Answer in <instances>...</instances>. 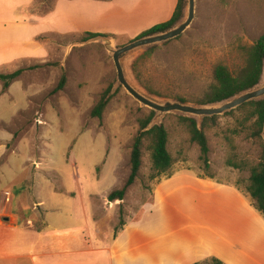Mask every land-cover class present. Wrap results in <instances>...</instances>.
Here are the masks:
<instances>
[{
    "label": "rangeland",
    "instance_id": "374dc122",
    "mask_svg": "<svg viewBox=\"0 0 264 264\" xmlns=\"http://www.w3.org/2000/svg\"><path fill=\"white\" fill-rule=\"evenodd\" d=\"M92 1H83L88 8L74 5L66 15L57 14L51 20L72 17L74 23L122 31L116 36L102 33L121 46L168 20L176 4V0ZM25 2L30 4L23 6ZM53 2L0 0V21H8L0 22V42L11 43V20L44 17L52 11ZM263 33L264 0H195L189 27L173 39L127 56V74L160 99L201 104L198 100L214 83V66L223 64L237 73L246 65L247 49ZM89 38L79 32L49 33L41 41L48 52L44 58L0 64L4 73L24 68L9 91V87L2 91L0 83V215L24 220L30 208L37 210V195L47 207H55L52 221L78 226L90 219L92 198L94 217L104 215V225L114 231L120 220L127 223L149 210L154 196L158 226L168 220L169 228L191 232L195 228L186 226L200 221L229 229L239 224L248 227L249 244L260 240L264 215L252 205L246 189L262 149L242 108L215 115L203 128L208 169L200 158V147L190 139L187 123L180 120L183 115L165 113L160 123L168 131L171 167L151 179L150 151L145 147L138 177L123 199H107L128 178L138 119L150 109L122 86L112 91L116 70L111 55L101 42L85 43ZM140 56L136 78L134 62ZM107 87L109 100L102 115L92 117L91 109ZM42 213L40 209V214L29 217L35 228L44 224ZM200 264L212 262L206 258Z\"/></svg>",
    "mask_w": 264,
    "mask_h": 264
},
{
    "label": "crops",
    "instance_id": "0c3cea01",
    "mask_svg": "<svg viewBox=\"0 0 264 264\" xmlns=\"http://www.w3.org/2000/svg\"><path fill=\"white\" fill-rule=\"evenodd\" d=\"M83 1L86 0H54L52 11L44 17L11 20L8 29L13 38L8 44L0 42V64L47 56L42 40L36 39L39 35L92 32L116 36L124 33L101 24L74 23L72 17L63 21L51 20L57 14L66 15L74 5L88 8ZM28 2L23 6L30 4ZM35 197L38 199L37 210L28 208L30 213H26L24 220L13 221L8 215H0V264H200L206 258L211 261L212 257L222 259L225 264H264V231L260 240L258 237L249 244L248 227H239V224L229 229L200 221L186 226L195 228L191 232H181L186 231L184 227L182 230L169 228L168 220L158 226L160 222L153 216L156 209L154 196L150 209L124 223L115 235L110 225H104V215L94 217L92 198L90 219L85 217L88 221L76 226L52 221L50 215L55 207H47L43 199ZM40 209L44 224L38 229L29 217L40 214Z\"/></svg>",
    "mask_w": 264,
    "mask_h": 264
},
{
    "label": "trees",
    "instance_id": "16d2710c",
    "mask_svg": "<svg viewBox=\"0 0 264 264\" xmlns=\"http://www.w3.org/2000/svg\"><path fill=\"white\" fill-rule=\"evenodd\" d=\"M184 0H176L175 8L170 18L164 22L157 23L148 29L142 31L137 37L162 31L170 28L182 15ZM87 37L98 35V33L85 32ZM45 36H37V40H42ZM153 49V48H152ZM140 56L134 62L135 66ZM264 65V33L261 34L255 43H253L247 49V60L245 67L241 68L237 73H232L227 66L223 64H216L213 68L214 83L211 85L209 91L198 100L201 104L214 103L224 99H227L243 90L249 89L258 83L262 67ZM24 68H18L12 72L4 73L0 72V83L2 85V91H5L12 81H14ZM136 78H139V74L136 71ZM64 78H62L58 89L62 87ZM110 91V87L102 93L100 99L91 109L92 117H101L102 112L109 100L107 97ZM181 102H185L182 98H177ZM245 110V120H251L252 133L261 142V154L259 162L251 168L249 176V185L247 186V193L249 194L252 205L264 215V143L261 141V131L264 124V99L257 101H248L240 105L237 109ZM154 115L153 110H149L147 114L138 119V131L134 136L131 143L129 166L130 171L128 178L124 185L112 190L108 193L107 199L110 201L123 199L127 188L134 183L138 177L139 170L143 164L144 148L150 151V174L151 179L156 178L160 174L165 173L172 165L173 159L168 151V131L161 125H154L149 130H144ZM217 116L205 117L203 119L202 128H198L196 121L193 118L180 116V120L187 123V129L190 134L191 141L195 142L200 147V158L203 162L204 168H209L208 160V144L207 138L203 131L207 121H214ZM147 141V146H146ZM120 226L114 228L113 235L116 234L118 228L124 224L119 221ZM212 264H225L221 259L217 257L211 258ZM192 264H198L197 262Z\"/></svg>",
    "mask_w": 264,
    "mask_h": 264
},
{
    "label": "water",
    "instance_id": "95a60500",
    "mask_svg": "<svg viewBox=\"0 0 264 264\" xmlns=\"http://www.w3.org/2000/svg\"><path fill=\"white\" fill-rule=\"evenodd\" d=\"M194 16L195 0H185L181 17L166 30L136 37L121 46H115L114 38L111 35L104 34H98L85 41V43L101 42L107 52L111 55L116 70V81L113 85L112 91H114L116 87L122 86L125 91L141 105L154 111L153 117L144 130H149L154 125H161V117L165 113L170 112L181 114L184 117L193 118L196 121L197 127L201 128L202 120L205 117L222 114L239 107L248 101L264 99V65L258 83L253 87L243 90L227 99L207 104H192L181 102L178 99H160L140 88L129 79L125 65V59L127 56L142 48L161 44L179 36L189 27ZM260 135L264 142V124Z\"/></svg>",
    "mask_w": 264,
    "mask_h": 264
}]
</instances>
